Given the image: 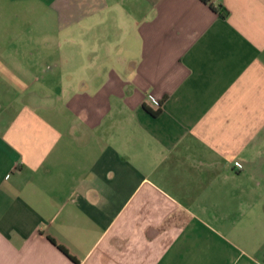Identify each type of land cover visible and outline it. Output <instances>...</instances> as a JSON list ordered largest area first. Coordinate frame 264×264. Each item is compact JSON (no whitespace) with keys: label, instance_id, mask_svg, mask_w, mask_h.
<instances>
[{"label":"crops","instance_id":"crops-1","mask_svg":"<svg viewBox=\"0 0 264 264\" xmlns=\"http://www.w3.org/2000/svg\"><path fill=\"white\" fill-rule=\"evenodd\" d=\"M212 4L0 0V264H264V0Z\"/></svg>","mask_w":264,"mask_h":264},{"label":"trees","instance_id":"trees-1","mask_svg":"<svg viewBox=\"0 0 264 264\" xmlns=\"http://www.w3.org/2000/svg\"><path fill=\"white\" fill-rule=\"evenodd\" d=\"M202 1L210 4L212 6V8H214V10L219 12L222 16L226 17L228 15V10L224 6L219 5V6L215 7L212 4V0H202ZM53 242L56 244V242L54 240H53ZM59 247H60V249H62V251H64L69 257H71L73 259V257L69 254V252L63 246L59 245Z\"/></svg>","mask_w":264,"mask_h":264},{"label":"built area","instance_id":"built-area-1","mask_svg":"<svg viewBox=\"0 0 264 264\" xmlns=\"http://www.w3.org/2000/svg\"><path fill=\"white\" fill-rule=\"evenodd\" d=\"M149 102L153 105H156V106H160L161 105V102L159 99H157L156 97L154 96H149Z\"/></svg>","mask_w":264,"mask_h":264}]
</instances>
